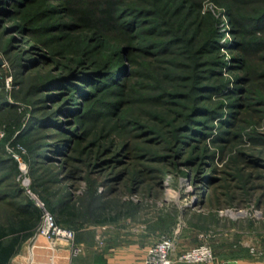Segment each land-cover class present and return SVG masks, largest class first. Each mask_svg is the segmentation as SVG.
Segmentation results:
<instances>
[{"label": "trees", "instance_id": "obj_1", "mask_svg": "<svg viewBox=\"0 0 264 264\" xmlns=\"http://www.w3.org/2000/svg\"><path fill=\"white\" fill-rule=\"evenodd\" d=\"M208 1L0 0V24L14 20L11 28L30 45L13 55V38L4 48L24 92L15 100L29 106L21 111L0 92V264H11L43 220V208L16 180L10 140L26 147L33 186L60 224L138 217L140 205L113 197L116 187L145 193L176 160L196 170V206L211 210L172 207L165 210L170 218L160 219L162 231L170 232L178 215L205 226L216 210L249 200L251 188L234 194L229 179L216 174L218 150L210 143L263 138L247 123L264 118V0H210L213 8ZM224 18L235 37L231 58L223 52ZM156 161L160 171L151 177L145 166ZM251 161L262 165L253 154ZM65 177L75 186L87 178L88 187L74 199L62 191ZM33 249L50 250L45 260L56 264L44 234Z\"/></svg>", "mask_w": 264, "mask_h": 264}, {"label": "rangeland", "instance_id": "obj_2", "mask_svg": "<svg viewBox=\"0 0 264 264\" xmlns=\"http://www.w3.org/2000/svg\"><path fill=\"white\" fill-rule=\"evenodd\" d=\"M206 4L207 8L214 7V4L210 0ZM223 20L226 25V28H224V30H226L227 32V35L224 37L223 41L227 42L229 47L226 48L223 52H226L227 56L231 58L232 55L236 54L235 50L231 48L234 43L232 41H234L235 37L231 34L227 19L224 18ZM14 22V20L3 21L0 24V64L2 66V68H0V74H3V70L5 71V89L0 86V92L7 93V96L10 98V100L17 103V106H19V110L22 111L24 109H27L29 104L22 100H15L16 98L14 97V94L23 96L24 92L20 91L21 87L16 83L15 69L11 64V61L7 59V56L4 53V48L11 44V40H14L13 38H15V40L12 42L10 51L13 55L17 53L16 51H26L30 47V45H27V43L24 42L25 37L20 35L18 31L14 30V28H11L13 27ZM1 59L3 60V62H1ZM224 72L227 76H229L231 73V71H226L225 69ZM247 125L250 126L248 129L255 130V132L261 134L263 138L259 139L260 141L257 140V142H254L251 139H245L241 141L240 138H237L233 141L221 140L219 142H216L215 144L212 142L210 144L212 146V149L218 150L216 153V157L212 162L213 169L216 168V174L225 176L229 179V189H231L230 191L232 193L242 194L244 193V191L248 190L247 187H249L251 188V190L248 192H251V196H247L250 197L249 200H247L245 197V200H247V202H245L243 206H240V208H235L237 205H233L218 210H216L215 208L212 209L216 210L217 214H222V216L228 218L229 220L233 218H235V220L237 221L244 219L246 221V228L248 231L252 230V228H255L256 224L258 223V227L256 228H258L257 230L262 232L264 235V118L260 120V122H255L254 124L248 122ZM215 134L216 132H214L209 137V140L212 139ZM5 135V129L0 127V142L4 140ZM221 148H225L224 152L221 151ZM6 150L10 155L15 157L19 161L20 171L16 176V180L22 184V186L25 188L26 193L34 198L38 205L43 208L42 223L38 227L36 233L23 244L22 250L24 248H32V246L36 245L38 236L44 234L51 241V244L49 242L48 244L53 246L54 248L55 246L58 249L70 248V250L72 251L71 257L74 258V264H78V257L83 256V258L86 259V256H90V252L92 251L98 250V252H101V250L105 246V243L110 240L112 235L114 237L115 235H117V233H119L121 236L135 235L138 234V232L144 234L145 231L155 233L158 230L159 222H161L160 219L167 220L168 218H170L167 215V211L172 210V207L177 206L179 210L183 209L184 207H196L195 202L197 203L198 201V197L196 194V184L194 180V174L196 173V170L184 165L183 160H176L174 161V163H172L171 166H169L170 168L166 174L160 173V175H154L156 178L155 183H152L151 181L153 186L151 188L150 185L149 187H145L147 189L145 193L143 190L138 191L137 193H132L129 190L123 192L125 190L123 187V191H121L120 186L116 187V192L113 193V197L119 196L123 200L131 199L134 200L135 203L140 205V212L138 217L135 218L130 216L127 218H122L120 221L114 223H87L81 228L66 224H60L57 222V217L55 216V214L47 207L42 196L33 186V175L31 173L30 164L25 158V154L27 153L26 147L21 144H19L18 146H14L12 140H10L6 143ZM252 154L259 158L262 165L257 166L251 163ZM187 156L188 155H185L183 159ZM238 157L239 159L237 160ZM123 158L126 159V156ZM152 164V167L145 166L146 171L148 170L146 173L151 177L153 174H156L160 171L158 170V166L161 165L157 161L152 162ZM95 172H100V170L96 171V169H93V173ZM108 172L109 171L102 172L101 175L104 179H106ZM66 174V169H64L62 176H66ZM87 174L88 173H85L84 178L87 176ZM84 178H80V182H76V184L78 185L75 186L74 181H66L65 177L62 181V186L60 185L62 191H71L73 193L72 197L74 199L78 198V196L83 194L88 187L87 178ZM247 178L249 179L248 182ZM104 191H106V186L100 185L99 192ZM234 203H238V200H235ZM162 208L164 209V212L161 214ZM165 210L167 211L165 212ZM197 210L209 211L211 210V208H209L208 204H203L199 206ZM48 214H51L54 217V225H51V221H49L48 219ZM163 214L164 216H162ZM181 216H177L176 225L172 224V226H175L173 227V229H171L170 232H164L160 229L159 236H157L156 233L154 236L151 235V239H153V241L156 240L155 242H157L164 235H170L174 237L177 244L174 255H179L188 249L206 243L205 241H200L199 243L196 238L187 237L188 235H191L192 232H196L198 234L202 233L201 236L204 238L207 235L206 230L208 228L204 229L205 226L199 227L197 225H194V228L199 227V229H201L200 231H195L194 229H191L193 227L189 225L188 220L184 218L181 219ZM237 221L235 224L232 223V221L230 222L232 227H234L233 225H238L239 221ZM241 225H243L242 222ZM59 229L73 231L74 236L70 238L65 237L59 232ZM180 233L182 234V238L178 237ZM207 233H211V230H208ZM215 234L211 233V235ZM258 237L262 239L260 236ZM216 240L217 238H215L214 241ZM211 241L207 243L210 246L213 245V241ZM262 250L264 251V248H262ZM13 259L11 264H13Z\"/></svg>", "mask_w": 264, "mask_h": 264}, {"label": "crops", "instance_id": "obj_3", "mask_svg": "<svg viewBox=\"0 0 264 264\" xmlns=\"http://www.w3.org/2000/svg\"><path fill=\"white\" fill-rule=\"evenodd\" d=\"M192 207V211H196L197 208H199V206ZM204 213L208 214L207 211ZM243 220H238L239 222L235 220V218L229 220L222 216V214H217L216 220L206 221L204 229H208L206 230L207 235L204 238L201 236L202 233L198 234L196 232H192L187 238H196L199 243L200 241L209 243V241L212 240L213 242H211L213 245L211 247L217 256V260L221 264H264V251L262 250V248H264V235L257 230L258 228L256 227H258V223L255 228L248 231L246 228V221ZM231 221L234 224L237 221L238 225H233L234 227H232L230 224ZM241 222L243 225H241ZM191 229H194L195 231L201 230L199 227H193ZM159 230L160 229L158 228L155 232L157 236L160 234ZM208 230H211L212 234H215L216 231L217 232L215 235H211V233H207ZM155 233L145 231L144 234L138 232V234L135 235L125 236H121L117 233L114 237L112 235L110 240L105 243L101 252H98V250L92 251L90 252V256H86V259L83 258V256L78 257L77 262L78 264H145L148 249L156 241L151 239V235L154 236ZM178 237L182 238V234L180 233ZM215 238H217L216 241H214ZM254 248L255 251L253 250ZM59 249L55 246L54 261L56 264H74V258L71 257L72 251L70 248ZM33 250L31 247L21 250V252L13 259V264H38L36 261L40 264L53 263V261L50 263V261L45 260V258L51 253L50 250H46L45 252H42V254ZM39 257L43 258V260H40Z\"/></svg>", "mask_w": 264, "mask_h": 264}, {"label": "built area", "instance_id": "obj_4", "mask_svg": "<svg viewBox=\"0 0 264 264\" xmlns=\"http://www.w3.org/2000/svg\"><path fill=\"white\" fill-rule=\"evenodd\" d=\"M48 219L51 221V225L55 224L54 217L51 214H48ZM59 232L65 237L74 236V232L70 230L59 229ZM175 250V238L164 235L148 249L145 264H221L217 260L213 248L207 243L188 249L179 255H174ZM253 250L255 251V248Z\"/></svg>", "mask_w": 264, "mask_h": 264}, {"label": "bare ground", "instance_id": "obj_5", "mask_svg": "<svg viewBox=\"0 0 264 264\" xmlns=\"http://www.w3.org/2000/svg\"><path fill=\"white\" fill-rule=\"evenodd\" d=\"M46 236V235H45ZM46 238H47V236H46ZM47 241L51 244V241L47 238Z\"/></svg>", "mask_w": 264, "mask_h": 264}, {"label": "water", "instance_id": "obj_6", "mask_svg": "<svg viewBox=\"0 0 264 264\" xmlns=\"http://www.w3.org/2000/svg\"><path fill=\"white\" fill-rule=\"evenodd\" d=\"M1 62H3V60L1 59ZM195 205H196V202H195Z\"/></svg>", "mask_w": 264, "mask_h": 264}]
</instances>
